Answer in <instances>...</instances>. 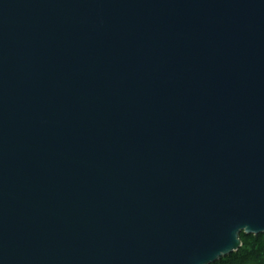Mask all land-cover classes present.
Wrapping results in <instances>:
<instances>
[{
    "label": "water",
    "instance_id": "1",
    "mask_svg": "<svg viewBox=\"0 0 264 264\" xmlns=\"http://www.w3.org/2000/svg\"><path fill=\"white\" fill-rule=\"evenodd\" d=\"M264 236V0H0V264H216Z\"/></svg>",
    "mask_w": 264,
    "mask_h": 264
},
{
    "label": "trees",
    "instance_id": "2",
    "mask_svg": "<svg viewBox=\"0 0 264 264\" xmlns=\"http://www.w3.org/2000/svg\"><path fill=\"white\" fill-rule=\"evenodd\" d=\"M243 249L216 264H264V236H241Z\"/></svg>",
    "mask_w": 264,
    "mask_h": 264
}]
</instances>
